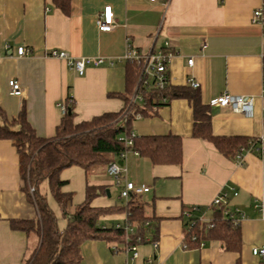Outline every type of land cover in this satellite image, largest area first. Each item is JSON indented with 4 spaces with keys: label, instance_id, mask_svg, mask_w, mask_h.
I'll return each instance as SVG.
<instances>
[{
    "label": "crops",
    "instance_id": "obj_1",
    "mask_svg": "<svg viewBox=\"0 0 264 264\" xmlns=\"http://www.w3.org/2000/svg\"><path fill=\"white\" fill-rule=\"evenodd\" d=\"M261 3L72 0L67 16L52 0H0V125L16 119L24 107L36 134L52 138L64 116L59 103L67 99L75 105L77 123L119 113L126 106L124 96H129L125 59L129 47L144 53L168 42L175 52L169 64L172 85L184 86L190 79L198 82L205 105L224 93L254 98L252 116L212 107L214 135L264 136V28L252 23L253 12ZM107 6L114 14L113 32H101L97 26L98 15ZM21 46L27 48V55H18ZM51 50L106 61L88 67L81 76L65 61L50 57ZM191 58L194 64L189 66ZM13 79L23 87L22 96L10 94ZM193 127V109L186 99H174L154 116L132 122V131L139 138L180 137L183 161L181 165H155L147 157L128 153L123 160L125 178L150 187L142 195L150 221L145 240L137 246L139 255L132 259L127 235L125 243L89 240L81 247L79 264H264V257L252 253L264 246V156L244 152L243 163L237 164L211 142L194 138ZM91 173L107 175L106 167ZM23 184L16 147L12 141L0 139V264H24L38 245L36 236L10 226L12 220L38 218ZM222 191L229 192V208L241 218V250L226 251L218 240L185 249L186 208H199L195 215L210 220V204ZM106 195L110 196V190L106 189ZM115 224H121V219L111 227ZM62 225L60 229L66 227ZM153 240L158 242L157 249Z\"/></svg>",
    "mask_w": 264,
    "mask_h": 264
},
{
    "label": "trees",
    "instance_id": "obj_2",
    "mask_svg": "<svg viewBox=\"0 0 264 264\" xmlns=\"http://www.w3.org/2000/svg\"><path fill=\"white\" fill-rule=\"evenodd\" d=\"M52 1L65 15L71 14L72 0ZM138 72V65L134 61H127L129 96H124L126 106L119 113H105L90 121L77 123L75 105L71 99H67V113L52 138L36 134L27 120L24 107L16 119L0 125V139L12 141L17 149L20 176L24 182L22 190L38 212L36 220L10 222L13 230L34 235L38 239V245L25 258L24 264H79L82 261L81 247L86 241L105 239L125 243L126 233L123 229L99 223L103 214L124 213L128 223L136 228L133 241L136 242L137 237L144 239L150 219L145 214L142 196L132 195L125 206L94 207L93 199L106 193V186L87 183L85 200L70 212L74 194L64 190L69 181L61 178L64 170L74 166L81 167L86 174H90L96 168L107 167L112 162L122 160V154L132 150L149 158L155 165H181L183 150L180 137L171 134L159 137L133 136L132 122L136 118L131 114L128 115L125 126L120 123V117L135 91ZM174 99H186L190 102L194 117L193 137L211 142L225 157L235 160L242 149L249 147L250 142L256 144L257 138L214 135L212 107L203 104L200 88L189 84H170L164 90L152 86L144 94V103L135 107L141 118L154 116L159 108L169 105ZM127 139L132 140L131 146L127 145ZM44 182L67 220L64 229L59 227V218L51 208L47 194L41 191ZM209 208L212 210L210 220L195 215L199 208H186L191 216L186 223L188 229L183 243L185 249L199 248L207 241L218 240L226 251L239 252L242 247V232L238 214L235 213L234 218H226L223 208Z\"/></svg>",
    "mask_w": 264,
    "mask_h": 264
},
{
    "label": "built area",
    "instance_id": "obj_3",
    "mask_svg": "<svg viewBox=\"0 0 264 264\" xmlns=\"http://www.w3.org/2000/svg\"><path fill=\"white\" fill-rule=\"evenodd\" d=\"M155 1V0H153ZM252 23L264 28V0H262L261 6L253 12ZM97 26L101 32H113L116 28L114 14L111 6L105 7L103 12L98 15ZM19 56H25L28 54L27 48L21 46L17 50ZM52 58H57L63 60L67 63L69 68L74 69L79 75H84L88 67H99L105 63V58L103 57H84V58H74L68 52L62 50H51L48 54ZM175 52L171 48L170 43L165 42V44L160 48H152L148 52H141L138 49L129 47L127 54L125 56L126 61H134L138 65V81L135 87L133 95L130 97V102L126 108L124 114L120 117V123L125 126L127 122V117L129 114L134 116L136 119L141 118V115L137 113L136 105L144 103V94L147 93L152 86L158 88L159 90H164L168 85L171 84L169 75V64ZM110 64H113L111 62ZM189 66L194 64V60L191 58L188 60ZM187 84L194 88H199L198 82L190 79ZM10 94L14 96H22L24 93L23 87L18 80L9 81ZM263 92H264V78H263ZM211 107L226 108L232 112L244 114L246 116H252L254 108V98L252 96H235L229 93H224L218 98L213 99L210 104ZM59 107L65 115L67 113L66 101L59 103ZM133 136L135 135L132 133ZM133 144L131 139H127V145L131 146ZM133 152L139 155L136 150L128 151L122 154L119 161L110 163L106 167V173L111 178L117 180L116 185L121 189L120 198L128 200L132 195L142 196L148 193L150 189L145 185H136L135 183L128 181L125 178L127 169L123 165V160L126 158L127 154ZM248 152L252 154H257L260 157L264 156V136L257 138L256 144L250 142L248 148L242 149V151L237 154L235 162L237 164L243 163V153ZM231 191L235 196L238 195L235 188H231ZM210 207L223 208V213L226 218H234L235 213L229 208V192L222 191L218 194L210 204ZM193 210H197L196 208ZM188 216L191 213L188 212ZM239 216V214H238ZM241 219V218H240ZM117 229H123L127 235V249L133 253L132 259L138 257L137 246L142 243L145 239L141 237L136 238V242L133 241L132 237L135 236V230L132 224L128 223L126 220L124 224L115 225ZM152 245L155 249L158 248V242L152 241ZM203 245V244H202ZM185 248V246L183 245ZM116 249V248H115ZM252 253L256 257H264V246L261 248H254ZM149 260V263H152Z\"/></svg>",
    "mask_w": 264,
    "mask_h": 264
},
{
    "label": "rangeland",
    "instance_id": "obj_4",
    "mask_svg": "<svg viewBox=\"0 0 264 264\" xmlns=\"http://www.w3.org/2000/svg\"><path fill=\"white\" fill-rule=\"evenodd\" d=\"M61 178L63 180L69 181V184L64 186V190L73 192L74 194L73 206L70 208V211H73L78 204L82 203L85 200L86 182L94 185L96 182L100 181L102 182L103 186H106V189L110 190V196L106 195V193L103 192L101 195L94 198L92 201V206L104 208L108 206H125L127 203L126 199L120 198L121 189L116 185L117 180L111 178L108 175L103 174L97 176V174L95 173L86 174L81 167L74 166L64 170L61 174ZM147 187L150 189L149 186ZM41 191L44 194H47L49 204L59 218V225L60 227H63L62 224H66V219L63 216L61 209L56 204L54 198L52 197V195H50L46 182L41 185ZM122 215L126 217L124 213L103 214L100 218L99 223L101 225H107L108 227H111L116 220L121 219V224H124L125 217H123Z\"/></svg>",
    "mask_w": 264,
    "mask_h": 264
},
{
    "label": "water",
    "instance_id": "obj_5",
    "mask_svg": "<svg viewBox=\"0 0 264 264\" xmlns=\"http://www.w3.org/2000/svg\"><path fill=\"white\" fill-rule=\"evenodd\" d=\"M119 164L121 165V164H122V162H121V161H119Z\"/></svg>",
    "mask_w": 264,
    "mask_h": 264
}]
</instances>
